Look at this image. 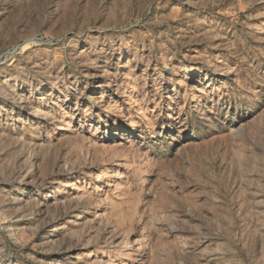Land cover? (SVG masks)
Returning a JSON list of instances; mask_svg holds the SVG:
<instances>
[{
	"label": "rangeland",
	"instance_id": "rangeland-1",
	"mask_svg": "<svg viewBox=\"0 0 264 264\" xmlns=\"http://www.w3.org/2000/svg\"><path fill=\"white\" fill-rule=\"evenodd\" d=\"M0 264H264V0H0Z\"/></svg>",
	"mask_w": 264,
	"mask_h": 264
}]
</instances>
